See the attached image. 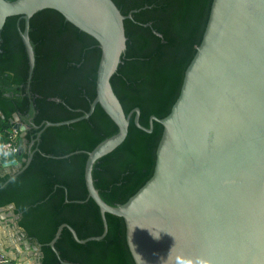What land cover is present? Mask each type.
<instances>
[{"label":"water","instance_id":"water-1","mask_svg":"<svg viewBox=\"0 0 264 264\" xmlns=\"http://www.w3.org/2000/svg\"><path fill=\"white\" fill-rule=\"evenodd\" d=\"M45 9L58 11L97 40L102 56L90 111L48 122L43 130L88 119L97 105L119 127L118 134L88 153L85 169L89 198L101 210L103 235L80 240L63 224L50 246L55 250L64 228L80 244L102 240L108 213L125 220L136 264H264V0H213L180 96L167 117H151L149 129L139 122V108L125 114L111 85L127 48L124 21L132 12L124 16L113 0H0V33L9 17L25 19L22 37L31 73L30 20ZM134 113L138 128L151 133L157 121L164 132L152 178L125 204L113 207L95 188L92 171L123 144ZM10 122L21 132V152L30 153L25 166L0 160V169L12 179L28 168L34 154L25 139L28 126L17 114ZM14 167L18 170L12 172ZM38 248L42 256V245Z\"/></svg>","mask_w":264,"mask_h":264},{"label":"trees","instance_id":"trees-1","mask_svg":"<svg viewBox=\"0 0 264 264\" xmlns=\"http://www.w3.org/2000/svg\"><path fill=\"white\" fill-rule=\"evenodd\" d=\"M113 1L124 16L132 12V17L124 21L127 48L111 85L125 114L139 108V122L149 129L151 117H167L180 96L213 0ZM25 26L23 16H12L0 33V141L6 140L17 114L28 126L25 139L34 155L17 177L0 176V207L16 206L27 236L42 245V264H136L125 220L108 213V232L102 240L80 244L64 228L55 250L50 246L63 224L71 226L80 240L103 235L101 210L89 198L85 169L88 153L118 134L119 127L97 105L88 119L43 130L48 122L77 119L90 111L102 50L97 40L58 11L41 10L29 25L35 52L31 73L22 37ZM135 115L123 144L99 159L92 171L95 188L113 207L134 196L156 166L164 127L154 121L149 133L137 127ZM29 156L21 152L11 161L25 166Z\"/></svg>","mask_w":264,"mask_h":264},{"label":"crops","instance_id":"crops-1","mask_svg":"<svg viewBox=\"0 0 264 264\" xmlns=\"http://www.w3.org/2000/svg\"><path fill=\"white\" fill-rule=\"evenodd\" d=\"M9 162L20 164L19 161ZM17 170L18 167L11 169L12 172ZM6 171L1 168L0 176L9 175ZM20 219L14 204L0 207V264H41L39 244L27 236Z\"/></svg>","mask_w":264,"mask_h":264},{"label":"built area","instance_id":"built-area-1","mask_svg":"<svg viewBox=\"0 0 264 264\" xmlns=\"http://www.w3.org/2000/svg\"><path fill=\"white\" fill-rule=\"evenodd\" d=\"M21 132L12 128L6 134V140L0 141V160L11 161L21 154Z\"/></svg>","mask_w":264,"mask_h":264}]
</instances>
